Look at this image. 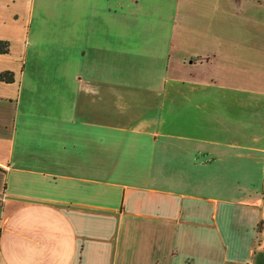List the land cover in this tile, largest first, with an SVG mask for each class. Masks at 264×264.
<instances>
[{
	"label": "crops",
	"instance_id": "crops-1",
	"mask_svg": "<svg viewBox=\"0 0 264 264\" xmlns=\"http://www.w3.org/2000/svg\"><path fill=\"white\" fill-rule=\"evenodd\" d=\"M0 40V264H264V0H0Z\"/></svg>",
	"mask_w": 264,
	"mask_h": 264
},
{
	"label": "trees",
	"instance_id": "trees-1",
	"mask_svg": "<svg viewBox=\"0 0 264 264\" xmlns=\"http://www.w3.org/2000/svg\"><path fill=\"white\" fill-rule=\"evenodd\" d=\"M9 51V42L0 40V53H6ZM1 79L5 82H12L14 80V73L11 71H5L1 74Z\"/></svg>",
	"mask_w": 264,
	"mask_h": 264
}]
</instances>
